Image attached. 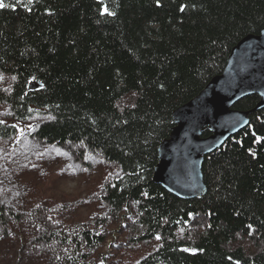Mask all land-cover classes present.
I'll return each mask as SVG.
<instances>
[{
	"label": "trees",
	"instance_id": "1",
	"mask_svg": "<svg viewBox=\"0 0 264 264\" xmlns=\"http://www.w3.org/2000/svg\"><path fill=\"white\" fill-rule=\"evenodd\" d=\"M0 2V77L8 82L0 88L1 140L27 136L112 166L98 210L101 220H129L132 242H156L138 264H264L258 96L235 104L248 125L203 158L202 196L181 200L152 181L173 112L223 72L242 39L264 30V0ZM17 222L1 202L0 240L17 232ZM24 227L29 240L41 233L60 240L57 231ZM68 228L61 239L73 245L70 264L84 248L103 247L99 228Z\"/></svg>",
	"mask_w": 264,
	"mask_h": 264
},
{
	"label": "rangeland",
	"instance_id": "2",
	"mask_svg": "<svg viewBox=\"0 0 264 264\" xmlns=\"http://www.w3.org/2000/svg\"><path fill=\"white\" fill-rule=\"evenodd\" d=\"M6 84L0 77V88ZM114 173L112 166L95 156L76 158L65 148L42 146L27 136L0 139V203L19 216L20 224L9 239L0 240V264H70L66 258L73 245L61 238L74 225L99 228L104 238L100 250L84 248L75 264H138L156 242H132L136 232L129 220H121L122 227L121 221L101 220L98 210L99 187ZM25 225L57 231L60 240H44L42 233L29 240Z\"/></svg>",
	"mask_w": 264,
	"mask_h": 264
},
{
	"label": "water",
	"instance_id": "3",
	"mask_svg": "<svg viewBox=\"0 0 264 264\" xmlns=\"http://www.w3.org/2000/svg\"><path fill=\"white\" fill-rule=\"evenodd\" d=\"M253 95L259 98L255 110L264 108V30L242 39L231 50L223 72L173 112L174 128L157 149L154 184L181 200L202 196L203 158L248 125L249 114L233 107ZM205 129L210 133L207 138L202 137Z\"/></svg>",
	"mask_w": 264,
	"mask_h": 264
},
{
	"label": "snow or ice",
	"instance_id": "4",
	"mask_svg": "<svg viewBox=\"0 0 264 264\" xmlns=\"http://www.w3.org/2000/svg\"><path fill=\"white\" fill-rule=\"evenodd\" d=\"M0 7H4V4L2 2H0ZM105 11H106V9H105Z\"/></svg>",
	"mask_w": 264,
	"mask_h": 264
}]
</instances>
